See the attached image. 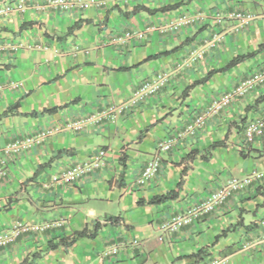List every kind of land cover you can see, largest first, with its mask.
<instances>
[{
    "label": "crops",
    "instance_id": "obj_1",
    "mask_svg": "<svg viewBox=\"0 0 264 264\" xmlns=\"http://www.w3.org/2000/svg\"><path fill=\"white\" fill-rule=\"evenodd\" d=\"M82 1L70 0L59 10L47 0H28L24 11L0 16V148L36 130L125 103L158 71L172 77L157 94L117 111L113 120L58 132L0 161V231L17 222L63 223L20 234L0 248V264H204L215 258H225V264H264V138L248 141L243 134L246 123L264 111V84L160 153L158 174L140 182L160 139L264 64V0H97L84 9ZM194 11L207 17L176 32L143 33L124 46L107 41L125 29L142 31ZM234 11L260 16L242 30L232 20L216 22L215 13ZM196 47L205 49L204 58L180 66ZM253 52L219 71L235 56ZM209 72L206 81L186 90ZM218 141L223 144L212 148ZM99 148L106 151L99 170L74 184L45 185L53 173ZM252 172L262 177L212 212L174 233L160 231L176 213ZM168 192L175 197L149 203ZM108 217H118L117 223H105L95 237L48 248L83 228L90 232ZM110 248L117 253L106 254Z\"/></svg>",
    "mask_w": 264,
    "mask_h": 264
},
{
    "label": "built area",
    "instance_id": "obj_2",
    "mask_svg": "<svg viewBox=\"0 0 264 264\" xmlns=\"http://www.w3.org/2000/svg\"><path fill=\"white\" fill-rule=\"evenodd\" d=\"M97 2V0H85L79 2V6L84 9L96 4ZM70 3V0H47L46 5L62 10L69 7ZM27 6L28 0H4L0 3V16H6L14 12H22L27 8ZM215 15L216 22H220L223 19L234 21L235 28L237 30H242L248 27L256 18L260 16L259 14L247 11H234L223 14L215 13ZM261 16L264 17V14ZM206 17L207 13L202 11L189 13L185 12L179 14L167 23L160 25H148L142 31L125 29L121 32L112 34L107 41L111 45L116 44L124 46L128 44L131 39L139 37L143 35V33L151 32L153 30H158L160 32H176L185 26H191L198 22H202ZM214 38L216 40L221 38V34H215ZM204 56L205 49L202 47L191 48L182 63H180V66L189 65L193 62L202 60ZM171 77V72L158 71L153 77L140 82L130 99L125 103L122 102L118 106H109L105 110L83 116L80 119L66 123L63 126L36 130L28 135L14 138L12 141L0 148V161L3 164L5 157L12 154L23 153L30 150L34 146L42 145L49 137L58 132L67 130L79 132L83 127L98 123L104 118L113 120L114 114L117 111L124 110L128 106H134L157 94L163 87L166 86ZM262 84H264V64L257 70H254L250 74L239 79L229 90L218 94L211 100L207 107L196 113L193 118L186 122L181 128L175 130L163 139H160L156 145L155 155L143 166L140 182H146L158 174L160 170V153L170 151L180 140L186 138L187 136L195 135L196 132L205 124L208 117L225 110L234 100L244 97L249 92L254 90V88ZM243 134L244 138L248 141L264 138V111L261 115L251 118L246 123ZM105 156L106 151L103 148H99L97 152L88 159L72 162L61 170L53 173L49 177L48 183L45 182V185L50 187L57 184H74L83 176L99 170L104 163ZM261 177V173L252 172L251 175L243 178H232L228 180L224 185L209 193V195L197 205L178 212L170 219L164 221L160 224V231L162 233L169 234L176 232L181 227L191 223L198 216L212 212L233 193L245 188L252 180H257ZM62 225V221L59 220H45L41 223L17 222L11 229L0 231V248H4L12 244L14 239L22 233L43 232L52 228L61 227ZM159 239H161V236ZM116 253L117 248H110L106 252V254ZM226 262L227 260L225 258H215L204 264H225Z\"/></svg>",
    "mask_w": 264,
    "mask_h": 264
},
{
    "label": "trees",
    "instance_id": "obj_3",
    "mask_svg": "<svg viewBox=\"0 0 264 264\" xmlns=\"http://www.w3.org/2000/svg\"><path fill=\"white\" fill-rule=\"evenodd\" d=\"M254 53H255V52H253V53H248V54H245V55H237V56H235V57L232 58V59H231V60H230V61H229L224 67L220 68L219 71H220V70H225V69H227V68H230V67H232V66H234V65H236V64H238V63H240V62H242V61H244L245 59H247V58L253 56ZM211 73H212V72H209L208 75H207L206 77H204L203 79H201V80H199V81H197V82H194V83H192L191 85H189L188 87H186V90L192 88V87H193L194 85H196V84H199V83H202V82L206 81V80L209 78V76H210ZM55 109H56V107H54V108H52V109H50V110H44V111H54ZM222 144H223L222 141H218V142H215L211 147L213 148V147H215V146H219V145H222ZM195 153H196V152H195ZM189 156L191 157L190 153H189L186 157L188 158ZM183 171H185V169H184ZM174 197H175V192H168L167 194H164V195L154 196V197L149 201V203H152V204H154V203H160V202H162V201H165V200H167V199H169V198H174ZM117 219H118V217H108V218L105 220V222L102 223V224L99 223V222H96L95 225H94V227L92 228V230H91L90 232H88L86 228H83L82 230L75 232L74 235H73L71 238L67 239V240H66V239H61V240H60L59 242H57V243H50L49 246H48V248H49V249H54V248H56L58 245H61V244H63V245H70V244H72L76 239H78V238H82V237L93 238V237L96 236L98 230H99L103 225H105V223L116 224V223H117ZM197 254H198V253H196L195 255H197Z\"/></svg>",
    "mask_w": 264,
    "mask_h": 264
}]
</instances>
